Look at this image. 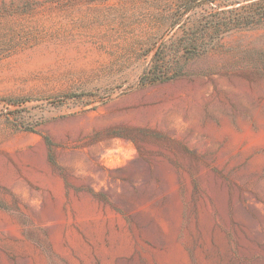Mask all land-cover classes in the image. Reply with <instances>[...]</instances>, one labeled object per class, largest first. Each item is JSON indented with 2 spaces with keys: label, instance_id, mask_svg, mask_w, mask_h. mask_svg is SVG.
I'll use <instances>...</instances> for the list:
<instances>
[{
  "label": "rangeland",
  "instance_id": "1",
  "mask_svg": "<svg viewBox=\"0 0 264 264\" xmlns=\"http://www.w3.org/2000/svg\"><path fill=\"white\" fill-rule=\"evenodd\" d=\"M0 264H264V0H0Z\"/></svg>",
  "mask_w": 264,
  "mask_h": 264
}]
</instances>
